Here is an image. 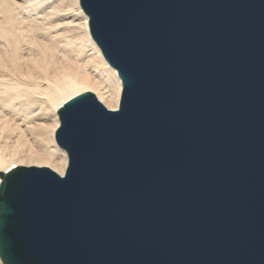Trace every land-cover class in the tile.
I'll return each instance as SVG.
<instances>
[{
  "label": "water",
  "instance_id": "95a60500",
  "mask_svg": "<svg viewBox=\"0 0 264 264\" xmlns=\"http://www.w3.org/2000/svg\"><path fill=\"white\" fill-rule=\"evenodd\" d=\"M122 82L58 110L63 176L0 172L3 264H264V0H79Z\"/></svg>",
  "mask_w": 264,
  "mask_h": 264
},
{
  "label": "bare ground",
  "instance_id": "6f19581e",
  "mask_svg": "<svg viewBox=\"0 0 264 264\" xmlns=\"http://www.w3.org/2000/svg\"><path fill=\"white\" fill-rule=\"evenodd\" d=\"M83 92L117 110L122 82L79 0H0V172L47 167L63 176L58 110Z\"/></svg>",
  "mask_w": 264,
  "mask_h": 264
},
{
  "label": "rangeland",
  "instance_id": "374dc122",
  "mask_svg": "<svg viewBox=\"0 0 264 264\" xmlns=\"http://www.w3.org/2000/svg\"><path fill=\"white\" fill-rule=\"evenodd\" d=\"M67 4V3H66Z\"/></svg>",
  "mask_w": 264,
  "mask_h": 264
}]
</instances>
